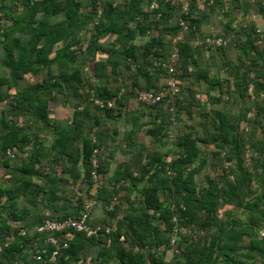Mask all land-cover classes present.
<instances>
[{
  "label": "trees",
  "instance_id": "16d2710c",
  "mask_svg": "<svg viewBox=\"0 0 264 264\" xmlns=\"http://www.w3.org/2000/svg\"><path fill=\"white\" fill-rule=\"evenodd\" d=\"M151 1L0 0V67L7 71L0 77V105L5 104L0 112V148L23 142L20 137L25 128H16L10 117L28 116L33 121L48 122L46 109L55 94L70 100L67 94L70 92L80 105L78 102H86L92 92L96 97L110 99L126 88V82L116 90L88 84L80 66H74L79 57L86 55L94 60L95 77H100L108 65L115 75H119L120 68L133 71V84L126 88L132 94L135 87L159 90L157 84H160L161 89L165 88V65L177 46L180 60L174 76L181 89L178 98L188 102L181 108L177 103L176 114L183 112L190 120L199 115L201 119L197 125L178 131L175 148L164 157L156 152L148 153L145 158L143 153L137 155L136 177L129 170L124 173L125 178L106 186L102 181L106 170L101 163L98 172L101 193L94 197L101 196L106 203L114 195L120 200L115 210L108 213L109 220L118 223L117 233L100 240L78 233L73 240L69 238V249L54 263L34 261L30 250L35 253L40 245H31V240L21 238L12 247L5 248L0 264H17V260L19 264H29L28 256L32 264H78L84 256L86 240L99 248L98 264H264V31L259 28L263 26L262 21L258 25L251 18L255 6L257 14L264 18V0H191L187 14L182 13V5L188 0H158L159 18L149 8ZM236 11L243 18L240 25H234ZM221 12L228 17L223 30L215 34L211 29L206 30L211 16ZM173 16H176L174 22ZM180 19L185 21L188 32L175 45L176 34L181 29ZM111 36L115 40L104 43ZM206 37H231V45L237 48L242 61L235 63L221 56L219 64L225 75H211L208 66H200L201 58L206 51L212 52V58L216 51L224 55L226 46L208 45ZM115 42H119L118 48L113 45ZM99 53L105 55L106 62L100 64ZM53 66L68 70V79H63V73H55ZM27 77L33 82L20 87V81ZM142 78L146 80L145 87L139 85ZM194 86L199 91L193 90ZM252 95L254 100H250ZM120 103L118 100L117 104ZM221 103L242 106L233 114L205 107ZM163 105L169 112L170 108ZM104 111L112 114L114 110ZM85 114L76 111L65 133H81L84 127L80 121ZM159 115L160 123L154 121L151 136L168 134L172 125L162 112ZM209 151L210 158L206 155ZM91 152V142H88L83 148L82 178L87 190L76 191L73 187L80 174L71 169L78 171L79 160L72 155L68 156L70 166L61 174L49 172L45 176V185L37 186L35 196L49 193V201L66 200L79 211L83 201L91 196ZM207 165L215 175L202 178L204 185L199 188L196 176ZM168 169L175 173L174 177L167 174ZM125 180L130 181L129 187L122 184ZM143 181H147L143 188L144 205L131 209L123 202L121 192L137 188ZM253 182L257 185L255 189ZM229 208H242L247 220H234ZM117 214L122 219L116 220ZM223 216L226 220H222ZM176 222L193 224L197 231L205 230L206 234L196 241L190 236H181L170 246L171 230ZM1 223L0 232H7L9 226ZM261 233L263 236L259 238ZM120 237H124V242ZM161 245L166 246L163 251L159 250ZM170 249L174 254L167 258Z\"/></svg>",
  "mask_w": 264,
  "mask_h": 264
},
{
  "label": "crops",
  "instance_id": "0c3cea01",
  "mask_svg": "<svg viewBox=\"0 0 264 264\" xmlns=\"http://www.w3.org/2000/svg\"><path fill=\"white\" fill-rule=\"evenodd\" d=\"M218 17L219 16L216 17L217 24H219ZM175 20L176 16H173V22ZM211 25H213V23L210 19V24L206 25L205 28L211 29ZM106 68L101 75L102 77H109L110 74H113L112 68L109 69L110 74L106 73ZM121 69L122 68H120V72L118 73L119 76L116 75L118 78H109L103 84V87L116 90L119 85L121 86L123 82H126V88L129 89L133 84V71L130 69L123 71ZM94 72H96V69L93 68L91 73L93 76L88 77V79H86L87 82H89L91 78L92 80L95 79ZM221 74L225 75L223 70ZM117 79H120V84L117 83ZM91 85L95 86L97 84ZM139 85L145 87L146 80L142 78V80L139 81ZM161 86L162 85L157 84L159 89L162 88ZM202 88H205V86H202ZM193 90L199 91V88L194 86ZM12 92H14V90ZM128 93L123 96L118 108L115 111H112V114H106L104 111L94 106L89 100H86V102H83V100L79 101L78 104H82L80 106L77 105V97L74 95L73 98L67 100L63 99L64 96L62 94H59V96L58 94H55L54 98L58 100L57 104L61 103L60 109H58V111L54 109L55 105L53 106V100L49 102L48 108L46 109V112H48L49 115L48 122L33 121V118L28 116H20L16 118L10 117V120L14 121L12 122V125H15L16 128H25V132L23 137H20L23 142L14 146L0 148L2 155V160L0 161V200L3 201L0 204V217L2 219L0 221H3L1 225L6 223L10 228L5 233L16 234L21 228H28L30 229L29 232L37 238L38 235L34 232V227L44 218L63 219L69 217L68 215L73 216L74 214L77 216L76 218H78L81 215V208L79 211H76L74 206L69 205V202L66 200L52 202L59 201L52 199V201H49L48 197H50V194L47 193V195H45L46 192L35 196V189L37 186L40 188L45 185V176L49 172H58V174H61L64 168L70 166L68 159L74 156L79 157L78 164L76 165L78 171L74 168L71 169L73 170V173L80 174V176L74 183L73 179L70 181L73 183V187L76 191L78 189L84 191L87 190V187L85 185L83 186L82 183V178H84L85 172L83 148L85 144L90 142V128L95 127L94 130L97 133L98 139L102 146L105 147V152L101 155L100 160L101 163H103L102 166L106 170L102 176V181L106 186H112L117 180L125 178L124 173L129 170L134 171L132 172L134 177L137 176L135 175V163L138 160V157L136 156H139L142 153L143 155L145 154V146L138 140L144 135L149 138L156 137L151 136L150 132L155 126V120L156 123H160L159 112H162V115L169 119L172 124L169 126V128L172 127V130H168V134H165L162 137L157 136V138L162 141H170V145L167 146L166 151L175 148L174 145L176 143L175 138L177 135V129L183 131L188 127L191 128L189 126L191 125V122H187V120L190 119L186 118L187 120L184 121L183 116L186 114L183 112L176 114V118L172 120L170 113L165 110L164 105H159L158 110L155 109V106L147 107L136 100L134 93ZM187 102V100L181 98L177 99L178 107L180 108L185 107ZM3 105L5 108V104ZM82 107H84L85 112L87 113L83 115L84 117L80 121L83 123V131L77 135L73 132L65 133L73 123L74 113ZM147 109L149 112L147 114L143 113V111L147 112L145 111ZM162 109L164 111H162ZM66 112L70 113L69 116H67ZM64 113L66 116L63 115ZM27 139L28 141H26ZM54 143L57 144L53 146ZM7 151L10 152L9 156L7 155ZM119 153H125L126 159L121 160V154ZM125 181L126 182L123 184L129 187L128 185L130 181ZM146 182L147 181L140 182L137 188L122 190L123 202L128 205L129 208L139 209L144 205L143 188L146 186ZM73 187L71 185V188ZM99 188L100 187L94 188L92 185L90 195L96 196L100 194L101 192ZM140 188L141 190L143 189V194L141 192L142 197L139 198V202H136L133 200L132 195H134V192ZM1 192H3V195ZM96 199L97 204L91 211L89 221L92 224H109L111 221L109 218L105 217L106 200L101 196ZM72 200L76 201V197H73ZM164 204H168L167 199H165ZM77 234L78 233L76 232H69L66 234V238L68 237L73 240L76 238L75 236ZM86 242L87 240L83 244L85 246L84 256L78 264H89L90 261L94 259L92 256L93 251L98 254L99 248L95 244ZM13 245L14 243L7 248L12 247ZM169 252L170 251H168V253ZM169 254L172 256V253ZM66 258H68V255ZM16 263L19 264L20 260H17ZM29 264L32 263L29 262Z\"/></svg>",
  "mask_w": 264,
  "mask_h": 264
},
{
  "label": "built area",
  "instance_id": "2783aa9c",
  "mask_svg": "<svg viewBox=\"0 0 264 264\" xmlns=\"http://www.w3.org/2000/svg\"><path fill=\"white\" fill-rule=\"evenodd\" d=\"M184 2L182 5V13L187 14L189 10V2ZM160 7L158 0H152L150 2V10L156 13V17H160L161 14L158 12ZM179 25L181 29L177 32L174 43L177 45L185 39V36L188 32V26L185 21L180 19ZM257 32H261L259 29ZM232 40L231 37L227 39L219 38H211L206 37L205 41L208 45L214 47L227 46L229 42ZM193 45H197V41L193 42ZM180 60L179 49L175 46L167 60L165 65L166 70V85L165 88L160 91H137V99L150 106L158 103H167L174 106V103L179 96L181 89L175 79V67ZM253 87V85H250ZM125 92V89H122L119 94L110 99H102L96 97L94 92L91 93V97L89 98L93 104L100 109H113L116 108L117 101L120 99L121 95ZM171 111L173 109L171 108ZM91 181L93 182L94 188L98 187V172L100 168V157L102 152L105 150L103 146H100L98 142V138L93 131L91 135ZM10 152L7 151V155L9 156ZM13 157V156H11ZM175 158V156H172ZM2 160V155L0 152V161ZM167 174L170 177H174L175 173L171 170H167ZM137 175V172L135 173ZM117 188H120V183L117 185ZM114 195V194H113ZM3 201L0 200V204ZM97 204V199L94 196H90L83 201L80 210V216L76 217H66L63 219H52V218H44L40 223H38L34 227V232L38 235L37 238L34 237L33 234L29 232L28 228H21L19 232L14 233H1L0 232V258L1 254L4 252L5 248L9 247L13 243L17 242L19 239L24 238L26 240H31V245L38 243L40 248L36 250L34 253L33 250H30L32 254V258L36 262L46 261L54 263L56 262L65 252L69 249L70 243L69 238H66V234L69 232H76L85 235L87 238H95L96 240H100L104 236H110L111 234L117 233L118 231V223L113 221L109 224H92L89 221V217L92 209ZM120 204L119 199L114 195L111 198L110 202L106 204L105 211L107 213L115 210V208ZM122 219L121 214L116 215V220ZM174 221L177 219L174 218ZM33 229V228H32ZM192 235V231L190 228L185 226H179L176 224L172 227L170 246L177 243L178 237L181 235ZM120 241L124 242V237H120ZM111 243V238L108 239L107 245ZM28 246H30L28 244ZM164 248H160V251H163ZM27 251L26 249L24 250ZM179 251L177 250L176 253Z\"/></svg>",
  "mask_w": 264,
  "mask_h": 264
},
{
  "label": "rangeland",
  "instance_id": "374dc122",
  "mask_svg": "<svg viewBox=\"0 0 264 264\" xmlns=\"http://www.w3.org/2000/svg\"><path fill=\"white\" fill-rule=\"evenodd\" d=\"M256 9H257V7L255 6L253 14L251 15L252 16L251 18H252L253 21H255V23H258V25H260V23L262 21L263 26L260 25L259 28L261 27L263 30L261 28H260V30L264 31V18L260 14H257ZM234 15L236 17L235 18L236 20L234 19L235 20L234 25H240L243 22V18H242V15H241L240 11L234 12ZM217 16H219L218 17L219 24L216 23V19H217L216 17ZM210 19H211V22L213 23V25H211L212 26L211 31L208 30V29H206V30H208L210 32H213L215 34V33L220 32L221 29L223 30V27H224L225 23L227 22L228 17L225 16V14L223 12H221V14L220 13H217V15L214 14V16H211ZM114 40H115V36H111V37L106 38L104 43H108L109 41H114ZM259 41H261V40H259ZM231 42H232V40L226 46V50H225L224 55L220 54L219 51H216L218 53H216V56H214V58H212V56H210V53H212V52L211 51H206L205 54H204V58H201V60H200V66H202V67L208 66L209 70H210V73L211 74L213 73L212 75L217 76V75H220L222 70H223V67L221 68L222 65L219 64V62L222 61L221 56H223V58H225V59H230V60H232L235 63L241 62L242 59L239 56V51L237 50V48L235 46L231 45ZM85 45H87V44H85ZM110 45H112V44H110ZM113 45L115 46V48H118L119 47V42H115ZM213 50H216V49L214 48ZM97 58L101 60V61H99L100 64L103 63V62H106V60L104 61L105 55H102L101 53L98 54ZM112 58L113 57H111L110 59H112ZM113 61H115V58H113ZM209 63L211 64V66H209ZM78 65L80 66V68L82 70V77L88 79V77H92L93 76L91 73H92V70L94 68V60L91 59V56H87L86 55V56L79 57L77 59V62L74 64V66L76 67ZM97 68H98V66H97ZM110 68H111V65H108V67L106 68V70H107L106 73L110 74L109 73L110 72L109 71ZM53 70L55 71V73H59V72L63 73L62 77H63L64 80L68 79V74H69L68 70H65L64 68H60L59 69L56 66H53ZM224 71L225 70H223V72ZM6 73H7V71L0 67V77L5 76ZM104 77H102V76L95 77V79H93V80L91 78V80L89 82H87V83L88 84H97L98 86L103 87L104 86L103 84L109 78L110 79L118 78L115 74H110L109 77H105V78ZM28 81L29 82H33V79L27 77V80L25 79L24 81H20V87L25 88L26 85L28 84L27 83ZM64 82L65 81H63V83ZM117 83L120 84V79H117ZM126 93H128L127 89H126V92H125L124 95H127ZM67 94H69L70 98H73V94H71L70 92H67ZM63 99H65V97ZM254 99H255L254 96H252L250 98V100H254ZM57 103H58V100L53 99V106L55 105L54 109L58 111V109H60V104L61 103L60 104H57ZM247 103H248V101H247ZM249 103H250V101H249ZM251 104H254V101H252ZM80 105H82V104L80 103ZM206 106H208L207 109L224 110L225 112L233 114V113H238L239 110L241 109L242 105L241 104L221 103V104H217V105H213V106L209 105V104L208 105L206 104ZM176 107H177V104H176ZM3 109H4V105L1 104L0 105V112ZM141 110H143V109H141ZM145 111H147V112L143 111V113H145V114H147L149 112L148 109L145 110ZM66 114H67V116H69L70 113L66 112ZM63 115H65V113ZM198 117H199V115H195L194 120L191 121V120H187L186 119V118H188L187 115H184L183 119H184V121L187 120L188 123L191 122V125H189V126L193 127L192 125H195L198 121L201 120ZM184 128H185V126H184ZM168 130H172V127H170ZM178 131L179 130L177 129V133H178ZM138 141H140V143L145 146V148H144V153H145L144 154L145 155L144 158L147 156L148 153H152V152H156L161 157H164L165 154H167V152H168V151H166V148H167V146L170 145V141L169 140H163L162 141L161 139H159L157 137L149 138L148 136H145V135L143 137H141L140 140H138ZM165 142H166V144H165ZM204 151H205V149H204ZM119 154H121V156H120L121 160L126 159V154L125 153H119ZM206 155L210 158L211 157L210 151L208 153H206ZM135 172L138 173V170L136 169ZM214 175H215L214 171L210 168L209 165H207L206 168L203 170V172L200 175L196 176V181H197V184H198L199 188L204 185L203 182L201 181L202 178L208 177V176L209 177H213ZM256 187H257L256 183L253 182L252 188L255 189ZM141 192L143 194V189L141 190V188L134 192V195H132V198H133L134 201L139 202V198L142 197ZM122 198H123V196H122ZM229 209L232 211V215H233L232 217L234 218V220H236V221L237 220H239V221H246L247 220L248 217H247L246 213L243 212L242 208H229ZM105 217L108 218V216L106 214H105ZM222 220H226V216H223ZM262 236H263V233L259 234V238H261ZM169 253H172V251H170ZM169 253H167V258L168 257L172 258V256ZM92 256L95 258V260L93 259L94 261L93 262L90 261L89 264H98V261L96 259L97 254H96L95 251L92 252ZM28 262H31L29 256H28Z\"/></svg>",
  "mask_w": 264,
  "mask_h": 264
},
{
  "label": "clouds",
  "instance_id": "9594fccd",
  "mask_svg": "<svg viewBox=\"0 0 264 264\" xmlns=\"http://www.w3.org/2000/svg\"><path fill=\"white\" fill-rule=\"evenodd\" d=\"M260 34H261V32H260ZM251 85V84H250ZM122 89H125V92H126V88H122ZM121 89V90H122ZM120 90V91H121ZM160 90H162V89H159V90H147V89H140L139 87H135L134 89H133V93H134V96H135V98H136V100L139 102V103H141V104H143V105H145V106H147V107H154V106H159V105H163V104H165V106H167V107H169L170 108V110H169V113H170V115H171V118H172V120H174L175 118H176V104H177V99H178V97L180 96V94H179V96L177 97V99H176V101H175V103H174V106L173 105H170V104H167V103H165V102H163V103H158V104H154V105H150V106H148V105H146V104H144V103H142V102H140L138 99H137V91H160ZM125 92L121 95V97H120V99H119V101H121L122 100V98H123V96H124V94H125ZM181 93V92H180ZM253 96V95H252ZM262 97H264V94H262ZM87 100H89L92 104H93V102L90 100V99H87ZM94 105V104H93ZM81 106V105H80ZM95 106V105H94ZM98 108V107H97ZM118 108V104L116 105V108H113V109H100V108H98V109H100V110H102V111H104V110H116ZM171 108L173 109V111H171ZM77 112H80V113H85V109H84V107H82L81 109H78L77 110ZM105 112V111H104ZM94 128L95 127H92V128H90L91 129V131H90V135H89V139H90V142H91V135H92V133H93V131H95L94 130ZM95 134H96V136H97V133H96V131H95ZM97 138H98V136H97ZM98 142H99V144H100V146H102V144L100 143V141H99V139H98ZM92 146V145H91ZM104 147V146H103ZM105 148V147H104ZM105 152V150L102 152V154ZM100 165H101V160H100ZM90 169H91V157H90ZM122 184H123V182H122ZM112 198V197H111ZM111 200V199H110ZM110 200L107 202V203H109L110 202ZM120 201V200H119ZM106 206V205H105ZM106 214H107V216H108V213L106 212ZM72 217H74V216H72ZM108 218H109V216H108ZM113 222V221H112ZM111 223V222H110ZM177 224L179 225V226H185V227H188V228H190L191 229V231H192V235H181V236H190L193 240H197V238L199 237V236H201V237H203V236H205V234H206V231L205 230H199V231H197L196 230V226L195 225H180L178 222H177ZM171 233H172V230H171ZM181 236H179L178 237V240H177V242L179 241V239H180V237ZM170 239H171V236H170ZM168 245H170V241H169V244ZM160 248H166V246L165 245H161L160 246ZM160 248H159V250H160ZM168 251H172L171 249L170 250H168ZM174 253H173V251H172V255H173Z\"/></svg>",
  "mask_w": 264,
  "mask_h": 264
}]
</instances>
